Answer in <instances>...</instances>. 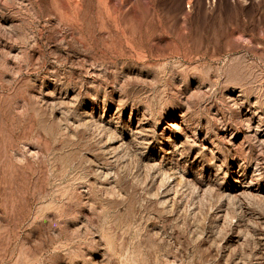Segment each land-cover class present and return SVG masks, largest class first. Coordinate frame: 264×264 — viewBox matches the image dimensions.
<instances>
[{"label":"rangeland","instance_id":"1","mask_svg":"<svg viewBox=\"0 0 264 264\" xmlns=\"http://www.w3.org/2000/svg\"><path fill=\"white\" fill-rule=\"evenodd\" d=\"M0 264H264V0H0Z\"/></svg>","mask_w":264,"mask_h":264}]
</instances>
